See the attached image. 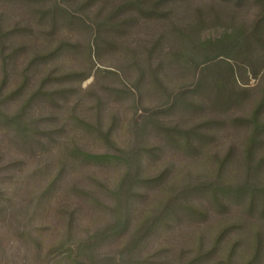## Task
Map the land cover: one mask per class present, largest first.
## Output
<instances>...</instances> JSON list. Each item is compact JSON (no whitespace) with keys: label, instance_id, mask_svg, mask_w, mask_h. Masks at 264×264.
Returning a JSON list of instances; mask_svg holds the SVG:
<instances>
[{"label":"rangeland","instance_id":"rangeland-1","mask_svg":"<svg viewBox=\"0 0 264 264\" xmlns=\"http://www.w3.org/2000/svg\"><path fill=\"white\" fill-rule=\"evenodd\" d=\"M49 1L0 0V50L3 53L13 49L17 51L10 64L8 87L11 88L16 85L30 56L47 53L60 42H68L70 52L65 51L64 57L38 67L33 71L32 79L36 87L49 70L58 66L55 75L62 77L57 85L60 84L59 88L65 92L63 103L45 100L32 109L33 117L48 119L43 122L47 129L63 128L57 139L72 140L89 152H103L105 147L102 143H94L76 120L92 123L99 119L105 129H112V139L117 147L130 149L135 145L132 135L134 124L149 115V111L161 107L166 99L164 89L184 96L178 106L158 119L169 127L196 132L188 143L183 138L171 140L157 129L147 128L137 142L144 154L139 159L138 176L149 182L134 188L128 215L129 228L119 240L108 244L104 252L114 253L122 246L136 228L142 212L151 215L161 203L186 186L218 181L231 186L230 189L247 188L252 192L241 196L228 193L218 198L202 190L185 195L175 203L176 208L169 219L161 222L142 240L133 256L134 261L186 264L201 257L195 264H264V133L248 161L244 152L251 129L242 121L250 116L261 97L264 50L256 54V60L250 61L251 65L239 67V64L231 62L232 68L227 74L223 68L217 69V75H225L220 79L237 94L232 105L222 107L215 103L212 91H205L203 81L198 78L199 58H195L196 65L185 61V55L191 56L189 52L192 50L189 44L186 45V40L182 41L187 34L194 38L198 35L197 40L203 41L206 38L215 40L225 31L240 29L247 32L261 13V0H170L162 5L163 15L158 20L138 17L131 27H124V31L117 34L115 47L106 48L104 43L102 47L101 44L92 45L90 58L87 45L91 39L87 25L65 26L60 23L48 36L51 20L43 10ZM72 1L79 3L82 0ZM119 2L100 0L95 3L93 12L101 11L103 15ZM74 6L72 4L71 8ZM87 17L82 16V20L91 24L92 14ZM15 27L17 33L3 35ZM153 43H157L158 53L165 62L163 70L158 73L161 86L151 83L150 75L145 73L140 91L134 95L136 100H141L136 106L130 95L119 94L120 91H133L132 85L137 77L136 70L134 74L123 71L125 53L137 50L144 54V50L150 49ZM156 62L153 60V67ZM207 78L211 81L216 77L209 75ZM199 83L203 86L196 90ZM69 118L72 120L66 126L65 120ZM260 120L264 121V111ZM1 130L0 127V133H3ZM5 148L0 146V166L9 167L5 175H11L9 188L12 192L14 187H20L18 182L28 176L37 162ZM87 173L77 169L72 176L88 185L92 182L86 178ZM119 173L105 169L103 175L96 177H106L113 183ZM87 224L86 216L84 225ZM2 235L9 237L6 229L0 227ZM49 238L47 234L45 239ZM12 245L10 247H14ZM3 246L6 257H9L7 242ZM19 250L23 251V247ZM15 260L16 264H23V261Z\"/></svg>","mask_w":264,"mask_h":264},{"label":"trees","instance_id":"trees-1","mask_svg":"<svg viewBox=\"0 0 264 264\" xmlns=\"http://www.w3.org/2000/svg\"><path fill=\"white\" fill-rule=\"evenodd\" d=\"M99 1L82 0L77 3L72 0H50L47 8L43 10L51 20L48 36L60 23L65 26L87 25L91 39L87 45L90 58L92 45L96 47L101 44L102 47L104 43L106 48L115 47L117 34L123 32L124 27H131L138 21V17L158 20L163 15L162 5L170 0H120L103 15L101 11L93 12L95 3ZM72 4L75 8H71ZM261 8L260 15L247 32L240 29L225 31L215 40L206 38L203 41L197 40L198 35L195 38L188 34L182 37V41L186 40V45L189 44L192 50L189 52L191 56L185 55V61L192 65L195 58H199L198 78L203 81L205 91H212L215 103L222 107L232 105L237 94L226 85L228 83L225 84L220 79L225 75H217L216 71L223 68L224 74H227L231 70L229 68H232L231 62L239 64V67L243 64L251 65L250 61L256 60V54L264 50V0H261ZM89 13L92 14L91 24H85L82 16L88 18ZM17 32L15 27L3 35H13ZM157 43H153L150 49L143 48L146 49L144 54L137 50H127L125 53L126 64L123 71L134 74L136 70L137 77L132 85L133 91H120L119 94L130 95L136 106L141 100H136L134 95L140 91L145 73L150 75L151 83H161L158 73L163 70L165 62L158 53L160 51ZM68 46V42H60L47 53L30 56L17 78L16 85L11 88L8 87L10 64L17 51L13 49L3 53V50H0V127L3 131L0 133V146L37 162V166L28 176L18 182L20 187H14L12 192L9 188L12 183L11 175H5L9 167L0 166V227L9 233L8 238L0 236V264H16L15 258L23 261V264H145L133 259L139 244L152 230L159 227L161 222L169 219L176 208L175 203L185 195L202 190L209 191L213 197L218 198L217 196H225L228 193L241 196L252 192L247 188L230 189L231 186L218 181L186 186L174 197L161 203L151 215L147 216L142 212L136 228L122 246L114 253H105L103 249L119 240L129 228L128 215L134 199V188L149 182L138 176L139 159L144 155L138 148V140L147 128L157 129L171 140L183 138L188 143L194 139L196 132L193 129L180 130L169 127L163 120L158 119L163 113L178 106L184 96L180 92L174 94L164 89L166 99L160 104L161 107L149 111V115L141 117L139 123L134 124L132 135L135 145L130 149L117 147L112 139V129H105L99 119L89 123L76 118L94 143H102L105 147L103 152H89L72 140L57 139L63 128L47 129L43 122L48 119L33 117L32 109L45 100L63 103L66 95L59 88L60 84L57 85V81L62 77L55 75L58 66L49 70L38 86H33L32 79L33 71L38 67H45L47 63L64 57V52L69 50ZM98 49L100 51L99 47ZM153 60L157 61L154 67ZM209 75L216 78L210 81L207 78ZM199 86L203 84H197L196 90ZM263 111L264 87L250 116L242 120L251 129L244 152L248 161L259 143L260 135L264 133V121L260 120ZM71 120H65L66 126ZM77 169L88 171L85 176L92 183L84 185L72 176ZM105 169L120 172L113 183L106 177H96L103 175ZM86 216L89 220L87 226L84 225ZM47 234L50 235L48 240L45 239ZM4 242H7L9 247V257L4 253ZM15 243L17 245H12ZM19 247H23V251H20ZM200 258L189 260L186 264H195Z\"/></svg>","mask_w":264,"mask_h":264}]
</instances>
